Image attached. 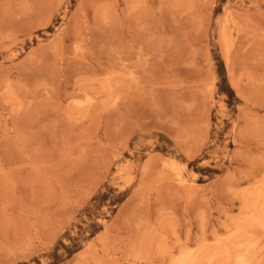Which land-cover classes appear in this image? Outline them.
<instances>
[{"label": "rangeland", "instance_id": "rangeland-1", "mask_svg": "<svg viewBox=\"0 0 264 264\" xmlns=\"http://www.w3.org/2000/svg\"><path fill=\"white\" fill-rule=\"evenodd\" d=\"M240 255L264 264V0H0V264Z\"/></svg>", "mask_w": 264, "mask_h": 264}, {"label": "bare ground", "instance_id": "bare-ground-1", "mask_svg": "<svg viewBox=\"0 0 264 264\" xmlns=\"http://www.w3.org/2000/svg\"><path fill=\"white\" fill-rule=\"evenodd\" d=\"M246 247V246H245ZM250 251V250H249ZM243 254V253H242ZM240 256H242V255H240ZM245 256H247L246 254H245ZM236 261V260H235ZM188 264V263H187ZM193 264V263H192ZM237 264H248L247 263V260H246V258L244 259V257L242 256V257H238V260H237ZM252 264V263H251Z\"/></svg>", "mask_w": 264, "mask_h": 264}]
</instances>
